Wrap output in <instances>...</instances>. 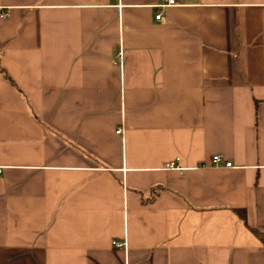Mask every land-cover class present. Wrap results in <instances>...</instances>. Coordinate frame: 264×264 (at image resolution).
<instances>
[{
	"label": "crops",
	"instance_id": "1",
	"mask_svg": "<svg viewBox=\"0 0 264 264\" xmlns=\"http://www.w3.org/2000/svg\"><path fill=\"white\" fill-rule=\"evenodd\" d=\"M159 1L0 0V264H264V0Z\"/></svg>",
	"mask_w": 264,
	"mask_h": 264
},
{
	"label": "built area",
	"instance_id": "2",
	"mask_svg": "<svg viewBox=\"0 0 264 264\" xmlns=\"http://www.w3.org/2000/svg\"><path fill=\"white\" fill-rule=\"evenodd\" d=\"M175 3H176V0H160L158 5H160V6H167V5H172V4H175ZM160 17H161V14L160 13H157L155 15V18L156 19H160ZM117 132L120 133L121 132V129L119 128L117 130ZM178 159L179 158H177L176 160H173V161L169 162L167 164L166 168H168V169H181L182 167L180 165H178V163H177ZM222 160H223L222 155L216 154V155L213 156L212 162H213V164L216 165V164L220 163ZM226 165L231 166L232 165V162L231 161H226ZM2 171H3V167L0 166V173ZM113 242L117 246H120L121 245L116 240H114Z\"/></svg>",
	"mask_w": 264,
	"mask_h": 264
}]
</instances>
